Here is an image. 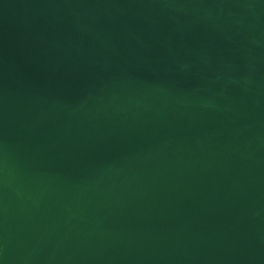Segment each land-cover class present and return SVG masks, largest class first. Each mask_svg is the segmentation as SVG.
<instances>
[{
	"label": "water",
	"instance_id": "1",
	"mask_svg": "<svg viewBox=\"0 0 264 264\" xmlns=\"http://www.w3.org/2000/svg\"><path fill=\"white\" fill-rule=\"evenodd\" d=\"M0 264H264V0H0Z\"/></svg>",
	"mask_w": 264,
	"mask_h": 264
}]
</instances>
